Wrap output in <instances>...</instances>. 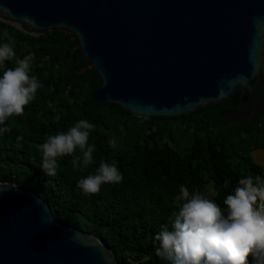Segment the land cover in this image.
Wrapping results in <instances>:
<instances>
[{"label": "trees", "instance_id": "16d2710c", "mask_svg": "<svg viewBox=\"0 0 264 264\" xmlns=\"http://www.w3.org/2000/svg\"><path fill=\"white\" fill-rule=\"evenodd\" d=\"M9 39L15 57L0 65V77L32 54L30 74L43 87L23 116L0 125L8 129L0 133V181L37 193L56 221L99 237L119 264H167L156 255L154 237L173 218L181 184L190 192L217 190L214 199L223 210L239 179L264 176V165L251 158L264 148V77L248 102L222 101L180 117L146 120L93 100L100 80L86 69L71 35L53 31L33 37L0 22V45ZM80 119L95 125L89 144L95 145L96 162L82 173L65 157L57 175L47 176L39 146ZM102 159L117 162L123 182L82 195L77 181L94 173ZM248 264L255 262L249 258Z\"/></svg>", "mask_w": 264, "mask_h": 264}, {"label": "water", "instance_id": "95a60500", "mask_svg": "<svg viewBox=\"0 0 264 264\" xmlns=\"http://www.w3.org/2000/svg\"><path fill=\"white\" fill-rule=\"evenodd\" d=\"M0 22L71 35L100 80L93 100L146 120L248 102L264 77V0H0ZM0 264L119 262L37 193L0 181Z\"/></svg>", "mask_w": 264, "mask_h": 264}, {"label": "clouds", "instance_id": "9594fccd", "mask_svg": "<svg viewBox=\"0 0 264 264\" xmlns=\"http://www.w3.org/2000/svg\"><path fill=\"white\" fill-rule=\"evenodd\" d=\"M15 57L14 41L0 45V65ZM34 57L16 60L0 77V125L10 117H21L43 85L30 74ZM95 125L80 119L67 132L48 135L39 146L41 168L49 177L57 175L61 160L70 157L75 171L86 172L96 161L94 144H89ZM8 131L0 127V133ZM19 139V138H18ZM123 174L115 160L102 159L94 173L77 181L84 196L101 192L102 185H118ZM227 187V182L225 183ZM217 190H194L181 184L174 196L176 211L168 225H161L154 237L156 255L167 264H264V176L239 179L232 194L226 196L223 210L214 199ZM75 239V237H73Z\"/></svg>", "mask_w": 264, "mask_h": 264}, {"label": "rangeland", "instance_id": "374dc122", "mask_svg": "<svg viewBox=\"0 0 264 264\" xmlns=\"http://www.w3.org/2000/svg\"><path fill=\"white\" fill-rule=\"evenodd\" d=\"M251 158L254 163L264 165V148H259L251 153Z\"/></svg>", "mask_w": 264, "mask_h": 264}, {"label": "flooded vegetation", "instance_id": "af4514ba", "mask_svg": "<svg viewBox=\"0 0 264 264\" xmlns=\"http://www.w3.org/2000/svg\"><path fill=\"white\" fill-rule=\"evenodd\" d=\"M254 112V111H253ZM254 114V113H253Z\"/></svg>", "mask_w": 264, "mask_h": 264}]
</instances>
